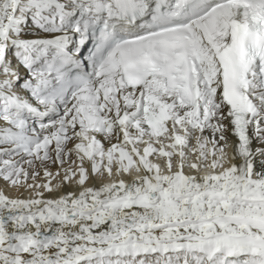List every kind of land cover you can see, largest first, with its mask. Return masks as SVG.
Wrapping results in <instances>:
<instances>
[{
    "label": "snow or ice",
    "instance_id": "1",
    "mask_svg": "<svg viewBox=\"0 0 264 264\" xmlns=\"http://www.w3.org/2000/svg\"><path fill=\"white\" fill-rule=\"evenodd\" d=\"M0 264H264V0H0Z\"/></svg>",
    "mask_w": 264,
    "mask_h": 264
}]
</instances>
